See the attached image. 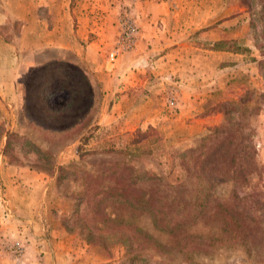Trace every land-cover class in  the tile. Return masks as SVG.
I'll use <instances>...</instances> for the list:
<instances>
[{
  "label": "rangeland",
  "instance_id": "1",
  "mask_svg": "<svg viewBox=\"0 0 264 264\" xmlns=\"http://www.w3.org/2000/svg\"><path fill=\"white\" fill-rule=\"evenodd\" d=\"M207 1L203 0L201 6L204 12V5L209 6ZM87 3L92 10L90 15H96L94 20L100 17L110 26L111 41L104 55L109 63L103 68L110 81L118 56L132 50H120L114 61L109 60L108 54L119 44L122 20L128 18L137 27L131 12L135 1L88 0ZM218 7V13L226 17L218 21L220 27L214 35L217 38L207 39L211 36H206V27L198 31L188 29L181 35V38L187 35L193 40L199 34L198 47L203 49L202 52L201 49L196 50L195 45L184 48L180 44L166 47L148 44L153 56L143 68L138 64L130 66L128 79L138 74L139 85L133 87L129 95L138 99L147 96L152 101V105L141 110H136L135 103L130 100L125 103L127 108L124 103L117 106L120 92L117 90L112 96L105 95L97 74L81 58L76 55L74 58L71 49H35L30 44L34 36L20 41L19 48L24 59L20 68L26 71L23 86L27 93L24 95L26 104L23 110L13 109L7 104L0 110V153L7 154L10 162L25 164L52 178L56 207L52 209V214L67 232L70 255L75 256L83 250V264H264V0H218ZM48 11L47 6H42L37 12L43 21L35 23L36 33L40 36L51 35L48 33L52 26L47 23H51L52 14ZM190 20L194 17H188ZM156 26H163V22L156 21ZM22 29L23 23L16 20L1 32L14 38ZM28 32L34 34L35 30ZM94 34L89 32L88 41L93 40ZM219 41L222 44H218ZM177 46V52L157 60L158 52L165 54ZM208 49L221 52L213 58L205 53L204 50ZM125 62L135 63L130 56ZM247 91H252L249 104L255 107L247 119L253 133L250 153L257 169L246 185L231 182L219 185L216 191L223 199L231 200L232 197L235 202L247 201L256 207L250 210L256 218L249 222L255 224V220L261 221L262 235H256L261 240L258 253L239 243L233 247L206 248L204 235L221 233L220 225L208 213L185 230L186 236H191L186 239H192V245L197 237L195 241L199 242L197 251L189 253L172 248L170 236L156 231L146 217L139 219V224L132 215L131 223L136 222L158 236L161 242H167V247L164 253L149 247L140 258H131L132 252L129 256L125 254L126 244L116 242L119 239L117 231L121 228L98 224L100 228L96 229L92 225L93 215L87 203L81 201L76 206L86 172L99 171L103 168V161L112 167L113 163L124 160L120 153H135L136 158L132 160L135 168L150 169L153 173L163 171V163L170 153L186 157L198 154L203 138L224 123L223 112L214 108L219 102L238 100ZM188 93H191V98L195 95V100L183 108L185 102L182 97L189 99V96H184ZM147 132L148 135L139 144L142 147L131 145L130 141L140 139ZM88 134V144H80L81 137ZM154 137L157 141H153ZM214 141H206L209 152ZM79 146H82L80 153H85L81 157L77 151ZM95 156L96 160L93 159ZM197 182V178L192 176L186 188H195ZM232 190L237 198L232 196ZM243 195L250 197L241 199ZM123 211L118 204L106 210L111 218ZM100 217H103L101 213L97 218ZM68 256H65L66 260ZM65 264H75L74 258Z\"/></svg>",
  "mask_w": 264,
  "mask_h": 264
},
{
  "label": "crops",
  "instance_id": "2",
  "mask_svg": "<svg viewBox=\"0 0 264 264\" xmlns=\"http://www.w3.org/2000/svg\"><path fill=\"white\" fill-rule=\"evenodd\" d=\"M87 1L0 0V110L6 104L19 110L25 107L24 95L27 93L23 86L26 71L20 68L24 59L19 43L29 36H34L30 44L35 49H71L74 58H81L97 74L105 95L112 96L117 90L120 92L117 106H123V103H129L130 100L135 103L136 110H141L152 105V101L147 96L138 99L129 95L133 87H138L139 78L138 74L131 79L128 76L131 73L130 66L138 64V67L143 68L149 57L153 56L148 44L155 47L180 44L184 48L195 45L196 50L201 49L198 47L199 34L192 40L187 35L181 38L182 33L188 29L198 31L199 28L206 27V36H211L206 38L214 40L220 27L218 21L226 17L218 13V0H208L209 6L204 5L206 12L201 7L203 0H134L131 12L138 27L135 47L118 56L112 75L115 80L111 78L109 81L103 68L109 63L104 55L111 41L110 26L101 21L100 17L94 20L96 15H90L92 10ZM42 6H47L48 12L52 14L51 23H47L52 26L49 37L36 33L35 23L43 22L37 14ZM188 17H194V20L188 21ZM16 20L23 23L21 33L11 38L1 32ZM156 21L163 22V26L157 27ZM29 30H35L36 35L30 34ZM89 32L95 33L91 41H88ZM79 47L82 48L81 51ZM177 49L179 46L165 54L158 52L157 60L177 52ZM204 51L213 58L221 52L216 49ZM129 56L134 64L125 62ZM184 96H189V99L182 97L189 104H182L183 108L190 106L195 100V95L191 98V93ZM124 107L127 108L126 104ZM6 155L0 153V264H65L71 258H74L75 264H83V250L75 256L72 253L70 255L71 244L67 241V232L52 214L55 207L52 178L25 164L10 162ZM16 245L21 247L20 254H16ZM66 255H69L67 260Z\"/></svg>",
  "mask_w": 264,
  "mask_h": 264
},
{
  "label": "trees",
  "instance_id": "3",
  "mask_svg": "<svg viewBox=\"0 0 264 264\" xmlns=\"http://www.w3.org/2000/svg\"><path fill=\"white\" fill-rule=\"evenodd\" d=\"M218 44H222V41ZM251 92L247 91L238 100L219 102L214 109L223 112L224 123L216 126L212 134L203 138L198 154L186 157L184 154L170 153L160 173H153L146 168H135L132 164V160L136 158L135 153H120L124 160L113 163L112 167L103 161V168L99 171L86 172L76 206L81 201L87 203L93 215L92 225L96 229L100 228L98 224L121 228L117 231L119 239L116 242L126 244L125 254L129 256L132 252L131 258H140L149 247L161 253H164V248L167 247V242H161L158 236L138 226L142 217H146L156 231L170 236L171 239H168L173 243L172 248L189 253L197 251L199 242L195 241L197 237L192 245V239H186L191 236H186L185 230L206 213L221 229V233L204 235L206 248L233 247L239 243L258 253L261 240L256 235L261 232V221L258 219L255 224L251 223L256 217L250 212L256 207L247 201L235 202L231 195V200L223 199L216 191L219 185L231 182L244 186L250 175L256 172V162L250 153V139L253 133L247 119L251 115V109H255L249 104ZM147 135L148 132L143 133L140 139H133L130 141L131 145L135 148L142 147L139 144ZM89 136L88 134L81 137L80 144H88ZM153 139L157 141V137ZM212 139L216 141L209 152L206 141ZM81 147L77 148L80 157L83 154L80 153ZM125 149L127 150V144ZM90 151L92 150L88 152ZM93 159L96 160L97 157ZM192 176L197 178L198 182L196 187L190 190L186 185ZM167 178L171 179L164 181ZM231 192L232 196L237 198L235 191ZM249 197L243 195L241 199L247 200ZM112 203L118 204L124 210L119 214L121 217L117 214L111 218L106 212L108 207L113 206ZM100 213L103 217L98 219ZM132 215L137 218L138 223H131Z\"/></svg>",
  "mask_w": 264,
  "mask_h": 264
},
{
  "label": "built area",
  "instance_id": "4",
  "mask_svg": "<svg viewBox=\"0 0 264 264\" xmlns=\"http://www.w3.org/2000/svg\"><path fill=\"white\" fill-rule=\"evenodd\" d=\"M122 32L119 39V44H117V47L113 49L108 55L109 60L114 61L118 52L120 50H129L133 49L136 41V33H137V27L133 23L132 20L128 18H124L122 20ZM16 254L21 253V247L19 245H16L15 248Z\"/></svg>",
  "mask_w": 264,
  "mask_h": 264
}]
</instances>
